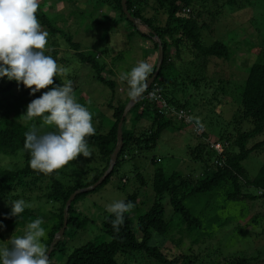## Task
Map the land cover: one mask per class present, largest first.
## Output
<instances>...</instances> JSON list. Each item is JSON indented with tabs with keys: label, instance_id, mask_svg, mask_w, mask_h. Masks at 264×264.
Returning a JSON list of instances; mask_svg holds the SVG:
<instances>
[{
	"label": "rangeland",
	"instance_id": "obj_1",
	"mask_svg": "<svg viewBox=\"0 0 264 264\" xmlns=\"http://www.w3.org/2000/svg\"><path fill=\"white\" fill-rule=\"evenodd\" d=\"M59 1L56 3L58 0H40L45 4V6L43 5L45 13L53 15L54 18L57 17L55 20L58 26L64 32L71 34L73 41L80 42L81 52L92 51L99 54V60L105 63L104 76L114 79L116 82L115 93L108 85L95 79L93 68L80 60L77 51L64 38H58L59 46L55 49L48 43L45 54L52 56L59 66L66 69V78L72 81L76 100L80 104L83 100L88 101L87 106L91 108L86 107L92 115L93 127L105 134L110 128L108 123L111 118L110 114L113 112L110 103H118L119 98L127 97V85L126 82L119 79L120 75L130 70L141 60H147L155 66L158 52L155 51L153 42L148 38L136 35L127 40L125 29H123L127 26L126 21L119 19V21L109 22V19L116 17V14L110 11V7L105 8V11H96L93 5L95 0ZM222 1L219 0L218 3ZM210 3L211 1L208 4ZM206 7V12L202 13L199 21L211 23L210 26L213 29L204 28L206 33H210L217 39L223 38L228 44L232 43L233 48L236 46L232 55L233 59L206 58L203 55L196 57L195 49L191 45L181 48L182 58L177 56L173 60L176 67L161 74L160 78H173V84L167 85V88L172 94L178 91L183 93V98H189L190 105L185 106L184 109L189 111L192 117L191 121L187 125L175 121L173 126L162 133L154 148L143 147L136 149L134 155L127 154L133 156L125 158L126 161L105 185L79 198L74 209L80 220H85V226L81 229L68 228L67 232L69 233L65 238L67 252H71L91 238L96 239L95 241L108 238L105 234L102 217L109 215L106 206L112 202L125 200L129 195L136 193L139 204L137 216L148 211L153 202V182L157 168L163 167L166 173L179 172L181 178L186 179V185L190 186L197 180V174L200 175L206 167V164L198 159L199 151L195 149L201 140L221 143L219 136L222 132L237 136V132L251 126L248 121L239 124L235 116L240 108L236 98L238 99L243 85L244 78L242 77L246 76L248 66L252 65L259 57H264V38L257 29L259 25L253 24L251 21L254 8L245 5L242 8L238 6V9L233 11L234 7L229 5L225 12L227 15H223L224 13L220 15L222 25H219L216 21L215 23L211 22L207 15L208 10L216 11L217 9L209 8L207 5ZM87 9L95 11L92 20L81 13ZM105 14L109 15V19ZM80 17L81 22L77 25L76 21ZM98 19L102 20V23L97 22ZM259 21L264 22V16ZM41 27L42 30L48 32L46 27L43 25ZM106 30L110 31L107 38L105 37ZM235 36L236 41L233 40ZM213 41L209 40V43ZM148 47L152 50L155 49L154 54L151 53V49H147ZM123 49V57L120 58L118 53ZM62 78L65 79V77ZM7 81V78H0V83L5 84ZM192 81H197V85H194ZM155 89V85L153 89L150 87L144 95L148 96V92ZM17 90L20 89L15 88L13 91L18 93ZM131 116L129 115V118ZM197 118L200 122L199 125L196 123ZM126 127H134L139 132L142 130L143 137H147L146 131L152 132V120L143 118L133 125L129 119ZM39 129L41 132L51 130L50 127L42 125V121ZM263 138L264 132L261 136L249 140L248 147H252ZM218 148L223 151V146ZM234 150L237 152L239 148L234 147ZM91 151L93 152L92 158H96L95 151ZM22 157V153L20 155L2 154L1 164L6 168L22 165ZM90 160L81 156L76 160L69 161L68 167H62L64 175L60 174L58 178L67 182L71 178L70 173L77 168L82 170L81 167L88 166L87 162ZM243 165L245 176H242L243 181L241 180L242 191L245 194L253 192L257 194V198H244L246 200L235 203V200L229 199L227 196L228 190L232 189L230 182L227 181V184L219 190V194L216 196L218 199L214 200L217 201L214 205L218 206L217 218L210 224L207 229L208 233L206 232L199 241L192 244L189 237L185 233L182 234L177 226L167 237L154 233L151 244L167 254L170 259L179 258L177 264H218L233 257H255L252 264H264V191L253 188L247 183V180L254 178L264 166V147L253 151L243 162ZM67 174L69 175L67 176ZM81 180H85L83 175H81ZM32 181L34 180L31 177V189L20 186L14 191L16 197L14 200L22 199L33 210L34 218L42 220L41 226L46 231L44 238H47L57 219L53 212L61 206V203L48 200L45 197L47 192L53 190L51 178L45 181L41 188L38 186L40 182L34 185ZM194 199L188 200V204L194 209L196 215L201 217V214L206 212V204L198 197ZM7 200H0V208L14 201ZM224 205L225 207H223ZM210 216H215V211H211ZM181 219L180 215L175 214L170 221L176 226ZM33 220L32 216L23 226L4 225L0 227V247H7L11 239L23 235L26 225ZM220 221L224 225L219 227ZM136 235L139 240L142 238L140 231H136ZM44 238H42V243H44ZM64 259L65 256L61 252L53 256V260L56 262H61ZM150 259L146 254L130 252L120 256L118 261L121 264H158Z\"/></svg>",
	"mask_w": 264,
	"mask_h": 264
},
{
	"label": "trees",
	"instance_id": "obj_2",
	"mask_svg": "<svg viewBox=\"0 0 264 264\" xmlns=\"http://www.w3.org/2000/svg\"><path fill=\"white\" fill-rule=\"evenodd\" d=\"M210 1L211 3L208 4ZM59 2L58 0L56 3ZM218 2L219 0H127V7L130 13L139 19L138 22H133L127 17L123 10L122 0H95L93 5L96 11H105V8L108 9L110 7V11L116 14V17L109 19V15L105 14V16H108L109 22L119 21V19L120 21H126L127 26L123 27V29H125L127 40L139 35L150 39L155 49H157L158 43L153 40V36L158 34L164 48V60L154 83L159 87L169 105L171 104L177 108H186L185 106L190 105L189 98H183V93L181 94L178 91L172 94L167 88V85L173 84L174 79L168 77L160 78L161 74L176 67L173 60L174 57H181V48L191 45L195 49L196 57L203 55L206 58L218 57L226 60L233 59L232 55L236 49V46L233 48L232 43L228 44L223 38L217 39L210 33L205 32L204 28L213 29L210 26L211 23H201L199 21L202 13L206 12V5L209 8L217 9L216 11L208 10L207 15L211 22L215 23L216 21L219 25H222L220 15L223 13V15H227L225 12L229 5L234 7L233 11L238 9V6H241L240 8L245 5L253 6L254 12L251 16V21L253 24L259 25L257 29L264 38V22L259 21L264 16V0H223L221 3ZM43 5L45 6L44 2H40L36 15L39 23L46 27L48 31L47 41L51 47L54 49L58 47V38H64L77 51L80 60L93 68L95 79L108 85L112 92L115 93L116 82L114 79L104 76L105 63L99 60V54L97 55L92 51L81 52L80 42L73 41V36L64 32L58 26L55 20L57 17L54 18L53 15L45 13ZM81 13L92 20L95 11L87 9ZM82 18L85 20L84 17ZM79 22H81V17L76 21L77 25H79ZM97 22L102 23V20L98 19ZM109 33L110 31H105L106 38ZM226 36L227 34L224 37L226 38ZM236 36L233 39L234 41H236ZM209 40L214 41L209 43ZM123 51L124 49L118 53L120 58L123 57ZM155 69L156 65L154 66V71ZM245 75V77H242L244 80L240 94L238 99L236 98L240 108L235 118L239 124L248 121L251 126L237 132V136L222 132L219 136V140L222 141L223 145L222 152L214 146V143L201 140L195 149L199 151L198 159L205 163L206 167L201 171L200 175L197 174V180L192 182L190 186L186 185V179L181 178L179 172L166 173L163 167L157 168L153 182V202L148 211L137 216L139 209L138 195L136 193L129 195L125 201H131L133 207L130 212L125 214L124 223L118 232L111 225V214L106 217L103 215L102 222L108 238L99 241L91 238V240L76 247L71 252L66 251L67 243L65 238L67 233H69L67 232L68 228L81 229L85 226V220H80L74 209V205L79 198L105 185L126 161L125 158H131L136 149L143 147L154 148L162 133L170 126H173L175 121L185 125L189 122L179 119L170 110L165 111L162 104L153 99H148L145 94L132 106L123 121V147L118 152V158L113 170L95 189L79 193L72 200L68 211L67 229L61 237L54 240L56 233L63 226L66 202L72 193L78 188L93 185L107 170L111 154L118 142V124L130 98L127 96L119 98L118 103H110L113 112L110 114L108 132L104 134L94 128V134L86 138L88 147L90 150L95 151L96 158L90 157L89 159L92 161L87 162L88 166L81 167L82 170L77 168L70 173L71 178L67 182H63L58 178L60 174L64 175L65 173L62 168L55 170L49 175H44L31 169L28 163L29 154L23 147L24 133L31 127L39 129L41 123L38 117L33 121H27L23 113L26 111V106L30 100L47 89H41L40 92L35 93L33 96L30 95L28 88L22 84L18 85L15 81L8 80L5 84L0 83V200L6 201L8 199L7 201H9L16 199L14 191L20 186H26L31 189V177L34 180L32 181L34 185L40 182L38 185L40 188L49 178L53 180V190L47 192L45 197L54 202L59 201L61 206L53 212L57 219L47 238H44L43 244L47 249L53 244L49 264H121L118 261L119 257L130 252L146 254L158 264H177L179 258L170 259L167 254L151 244L154 233L167 237L178 226L181 233H185L189 237L192 244L199 241L206 234L210 224L217 218L218 206L217 204L214 205L217 202L214 200L218 199L216 196H218L219 190L227 184V181L230 182L232 188L228 190L227 196L229 199L235 200V203L258 197L253 192L245 194L242 191L241 180L243 181L242 176H245L243 162L253 151L264 147V138L257 141L252 147H248L249 140L261 136L264 132V57H259L252 65L248 66ZM54 81L62 84L64 79L62 77H54ZM192 82L197 85V81ZM15 88L20 89L17 90L18 93L13 91ZM153 88L154 85L151 86V89ZM81 104L86 107L89 103L83 100ZM129 115L132 116L129 118ZM143 118L152 120V132L146 131L147 137H143L142 130L139 132L134 127H126L129 119H131L133 125H136ZM193 120L195 119L193 118ZM204 134L207 135V133ZM234 147H238L239 150L236 152ZM21 153L23 155L22 165L11 168L2 166V154L20 155ZM131 153L133 155H127ZM72 165L74 166V164ZM65 167H68V165L66 164ZM81 175L85 177V180H81ZM247 183L252 185L253 188L264 191V166L254 178L247 180ZM195 197H198L207 207L206 212H203L201 217H198L194 209L188 204V200H195ZM10 211L11 204L9 203L0 208V225L18 227L26 224L32 216L35 220V214L28 206L18 217L9 215ZM211 211H215V216H210ZM175 214L182 217L176 226L171 224L172 222L170 221ZM218 225L220 227L224 223L220 221ZM136 231L142 233L140 240L136 235ZM209 232L214 233L213 231ZM10 245L11 242L7 247H10ZM58 252L65 256V259L61 262L53 260V256ZM254 258L233 257L224 263L219 262L218 264H252Z\"/></svg>",
	"mask_w": 264,
	"mask_h": 264
},
{
	"label": "clouds",
	"instance_id": "obj_3",
	"mask_svg": "<svg viewBox=\"0 0 264 264\" xmlns=\"http://www.w3.org/2000/svg\"><path fill=\"white\" fill-rule=\"evenodd\" d=\"M39 5L40 0H0V78L22 84L33 96L41 89H47L30 100L23 114L27 121L40 118L42 125L51 130L41 132L36 127L29 128L24 133L23 147L30 157L29 167L49 175L78 157H92L86 138L93 135L95 129L91 113L74 96L66 69L45 54L48 33L42 30L36 15ZM153 73L154 66L141 60L120 75L132 101L142 98L152 85L157 86L154 82L148 86V78ZM54 77L65 79L61 84L56 83ZM155 97V91L148 92V99ZM196 123H200L198 118ZM10 204L9 215L14 217L27 207L22 199ZM132 207L131 201L123 199L106 206L115 231L120 230L125 214ZM41 225L40 218L29 222L23 235L11 239L10 247H0V264H49V250L42 243L46 231Z\"/></svg>",
	"mask_w": 264,
	"mask_h": 264
},
{
	"label": "water",
	"instance_id": "obj_4",
	"mask_svg": "<svg viewBox=\"0 0 264 264\" xmlns=\"http://www.w3.org/2000/svg\"><path fill=\"white\" fill-rule=\"evenodd\" d=\"M122 6H123V10L124 12L126 13L127 17L133 21V22H138L139 19L135 18L129 11L128 7H127V0H122ZM153 40L155 42L158 43V60H157V64H156V69L154 71V73L152 74V76L149 77V81H148V86L150 87L152 85V83L154 82V80L156 79L160 69H161V66H162V63H163V60H164V48H163V45H162V42H161V39L159 38L158 34H154L153 36ZM148 87V88H149ZM144 95V94H143ZM141 98H138L137 100L135 101H132L131 99L129 100V102L127 103L125 109H124V112L122 114V117H121V120L118 124V142H117V145L115 147V149L113 150L112 154H111V159H110V163H109V166L107 168V170L104 172V174L91 186H88V187H82V188H78L77 190H75L72 195L69 197V199L67 200L66 202V206H65V210H64V222H63V226L60 228V230L56 233L55 235V238H58V237H61L66 229H67V226H68V211H69V208H70V205H71V202L72 200L79 194V193H82V192H86L88 190H92V189H95L97 186H99L103 180L110 174V172L113 170L115 164H116V160H117V155H118V152L119 150L123 147V129H122V124H123V121L127 115V113L129 112V110L132 108V106L134 104H136ZM52 248H53V244H51V246L49 247V252H48V255L50 257V254H51V251H52Z\"/></svg>",
	"mask_w": 264,
	"mask_h": 264
},
{
	"label": "built area",
	"instance_id": "obj_5",
	"mask_svg": "<svg viewBox=\"0 0 264 264\" xmlns=\"http://www.w3.org/2000/svg\"><path fill=\"white\" fill-rule=\"evenodd\" d=\"M187 10H189V8H187ZM155 90L154 91L156 92V97L153 100L158 101L160 104H162L163 108H165V111L170 110V111L174 112L179 119H182V120H185L188 122L191 121V119H189V118H192V117H191L188 110H186L182 107L180 109H178L177 107H175L171 104L169 105L166 102V100H165V98H164L163 94L161 93L158 86H156ZM214 146L217 148L220 146V148H221V146H223V145L221 143H217V144L214 143ZM218 150H219V148H218ZM219 151H222V150L220 149Z\"/></svg>",
	"mask_w": 264,
	"mask_h": 264
},
{
	"label": "crops",
	"instance_id": "obj_6",
	"mask_svg": "<svg viewBox=\"0 0 264 264\" xmlns=\"http://www.w3.org/2000/svg\"><path fill=\"white\" fill-rule=\"evenodd\" d=\"M147 49L149 50V49H151V48H150V47H148ZM154 50H155L154 48H153V50L151 49V53H152V54H154L153 52H155V51H156V50H155V51H154Z\"/></svg>",
	"mask_w": 264,
	"mask_h": 264
}]
</instances>
